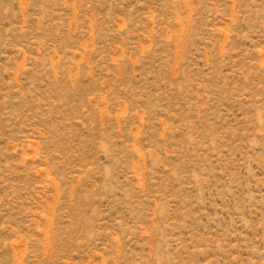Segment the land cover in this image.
I'll return each instance as SVG.
<instances>
[{"label": "rangeland", "instance_id": "rangeland-1", "mask_svg": "<svg viewBox=\"0 0 264 264\" xmlns=\"http://www.w3.org/2000/svg\"><path fill=\"white\" fill-rule=\"evenodd\" d=\"M0 264H264V0H0Z\"/></svg>", "mask_w": 264, "mask_h": 264}]
</instances>
